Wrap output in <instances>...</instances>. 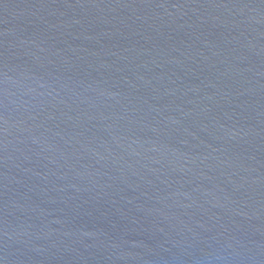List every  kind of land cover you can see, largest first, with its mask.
I'll list each match as a JSON object with an SVG mask.
<instances>
[{"label": "water", "instance_id": "95a60500", "mask_svg": "<svg viewBox=\"0 0 264 264\" xmlns=\"http://www.w3.org/2000/svg\"><path fill=\"white\" fill-rule=\"evenodd\" d=\"M0 264H264V0H0Z\"/></svg>", "mask_w": 264, "mask_h": 264}]
</instances>
